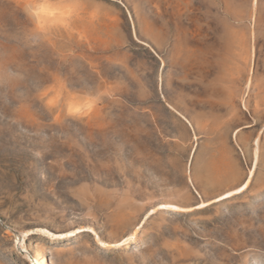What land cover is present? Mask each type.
<instances>
[{
    "label": "rangeland",
    "instance_id": "rangeland-1",
    "mask_svg": "<svg viewBox=\"0 0 264 264\" xmlns=\"http://www.w3.org/2000/svg\"><path fill=\"white\" fill-rule=\"evenodd\" d=\"M39 2L0 0V264H264V0Z\"/></svg>",
    "mask_w": 264,
    "mask_h": 264
},
{
    "label": "bare ground",
    "instance_id": "bare-ground-1",
    "mask_svg": "<svg viewBox=\"0 0 264 264\" xmlns=\"http://www.w3.org/2000/svg\"><path fill=\"white\" fill-rule=\"evenodd\" d=\"M185 119L189 122L188 118L185 117ZM258 143H259V137H256L254 139L255 147H254V162H253V166H251L250 169H249L248 178L243 182V184L238 186L240 188H243V190L246 188L245 185L246 186L248 185V182H249L250 178L253 176L255 168L257 166L258 156H259V154H258V152H259ZM238 187H236L234 189H231L229 191H226L225 193H222L220 196L216 197L215 200H222L221 197L227 198L229 196H232L234 194L242 192V191H237ZM228 193H232V195H228ZM201 204H202V206L205 205L204 202L201 203ZM160 207H171V208H174V210L182 208L181 206L176 205V204H169L168 206L166 204H164V205H160ZM28 232L29 231H22V232L17 233L16 236H15L16 237L15 239H16V242H17V246H18L19 249H21V251H28L27 250V246L25 245V237H26V235H28ZM33 232H39V233L45 234L46 236H48L54 242H58L59 240H63L64 238L69 236L70 233H72V232H70V233H54V232H51L50 230L45 229V228H37V229H34ZM132 236L133 235L131 234L127 238H124L123 241H120L117 244H123L122 242H125L128 238H133ZM102 244L104 246L107 245L106 242H102ZM28 258L30 259L32 264H52L51 257H49L48 255H43L40 251H36L32 255L28 254Z\"/></svg>",
    "mask_w": 264,
    "mask_h": 264
},
{
    "label": "snow or ice",
    "instance_id": "snow-or-ice-1",
    "mask_svg": "<svg viewBox=\"0 0 264 264\" xmlns=\"http://www.w3.org/2000/svg\"><path fill=\"white\" fill-rule=\"evenodd\" d=\"M56 11L58 10H53L52 9V5H51V0H40V2L38 3V9H37V14L38 15H42V14H52L55 15ZM88 107L91 108L92 107V103L88 102ZM79 108L74 109V111H79ZM245 187H247L245 185ZM237 191H243V188L238 187ZM228 195H232V193H228ZM224 197H221V199H223ZM125 243V242H122Z\"/></svg>",
    "mask_w": 264,
    "mask_h": 264
}]
</instances>
